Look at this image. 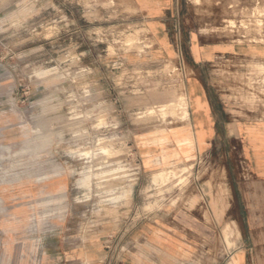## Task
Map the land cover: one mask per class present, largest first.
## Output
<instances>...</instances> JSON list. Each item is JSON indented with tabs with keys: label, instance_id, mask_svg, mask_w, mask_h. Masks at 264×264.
Here are the masks:
<instances>
[{
	"label": "crops",
	"instance_id": "obj_1",
	"mask_svg": "<svg viewBox=\"0 0 264 264\" xmlns=\"http://www.w3.org/2000/svg\"><path fill=\"white\" fill-rule=\"evenodd\" d=\"M132 1L133 19L151 45L123 58L124 64L144 72L164 70L172 61L178 73L172 81L156 76L122 86L147 89L152 106L184 97L188 112L135 133L142 173L136 191L141 204L151 201L160 175L175 166L192 171L189 184H164L162 207L137 220L85 231L68 175L18 181L0 193V264H264V98L255 108L233 98L240 86H249L245 71L264 78V43L228 40L211 29L223 26L234 5L242 12L255 0ZM102 74L94 70L97 86H119L102 82ZM142 138L165 141L148 145Z\"/></svg>",
	"mask_w": 264,
	"mask_h": 264
},
{
	"label": "rangeland",
	"instance_id": "obj_2",
	"mask_svg": "<svg viewBox=\"0 0 264 264\" xmlns=\"http://www.w3.org/2000/svg\"><path fill=\"white\" fill-rule=\"evenodd\" d=\"M231 10L221 28L211 29L228 40L264 43V0ZM136 14L132 0H0V193L60 171L69 176L74 211L90 231L162 207L168 192L163 185L172 180L181 188L189 184L192 171L175 166L160 175L151 201L141 204L137 194L142 173L135 133L188 112L184 97L152 106L147 89L122 86L156 76L172 81L178 73L172 61L164 70L144 72L124 64L123 58L151 45ZM97 69L102 82L119 86H97ZM242 77L249 86H240L233 98L255 108L252 76ZM18 135L24 137L12 142ZM161 162L167 163L165 156Z\"/></svg>",
	"mask_w": 264,
	"mask_h": 264
},
{
	"label": "built area",
	"instance_id": "obj_3",
	"mask_svg": "<svg viewBox=\"0 0 264 264\" xmlns=\"http://www.w3.org/2000/svg\"><path fill=\"white\" fill-rule=\"evenodd\" d=\"M173 30L175 34L177 35V38L180 36V28L178 25L173 26ZM246 75H251L252 76V82H251V87L250 90L251 92L255 95L256 99V104L261 101L264 98V86H252V85H257L258 83L264 84V78L263 76H258L253 74L252 71H245ZM244 74V75H245ZM238 103L243 104L240 100H237Z\"/></svg>",
	"mask_w": 264,
	"mask_h": 264
}]
</instances>
